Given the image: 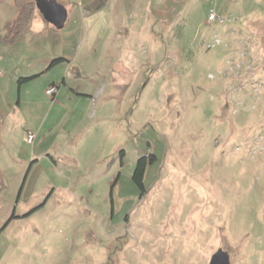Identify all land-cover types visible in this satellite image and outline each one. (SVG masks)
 <instances>
[{
	"label": "rangeland",
	"instance_id": "374dc122",
	"mask_svg": "<svg viewBox=\"0 0 264 264\" xmlns=\"http://www.w3.org/2000/svg\"><path fill=\"white\" fill-rule=\"evenodd\" d=\"M68 4L17 47L0 0V264H264V0Z\"/></svg>",
	"mask_w": 264,
	"mask_h": 264
},
{
	"label": "trees",
	"instance_id": "16d2710c",
	"mask_svg": "<svg viewBox=\"0 0 264 264\" xmlns=\"http://www.w3.org/2000/svg\"><path fill=\"white\" fill-rule=\"evenodd\" d=\"M14 7L16 16L14 20L7 24L5 28V34L1 38L4 43L9 45L14 44L23 32L28 28L30 20L35 12V0H14ZM62 59H53L49 63V68H52L59 64ZM155 157L149 155L148 157H141L136 161L135 168L132 173L133 183L144 190L143 178L148 165L153 164Z\"/></svg>",
	"mask_w": 264,
	"mask_h": 264
},
{
	"label": "crops",
	"instance_id": "0c3cea01",
	"mask_svg": "<svg viewBox=\"0 0 264 264\" xmlns=\"http://www.w3.org/2000/svg\"><path fill=\"white\" fill-rule=\"evenodd\" d=\"M53 1H55L57 4H59V5H61V6H63L64 8H65V10H66V12H67V18H66V21H65V23H64V25H63V27H65V25H67L66 23H68L67 22V19H68V10H70V7H69V4H68V0H53ZM81 2H82V0H81ZM89 4V2H87L86 3V5H88ZM12 6H13V9H14V16L12 17V19H11V21H9V22H7L5 25H4V34H5V28H6V26H7V24H10L13 20H14V18H15V16H16V13H15V7H14V0H12ZM84 10L85 9H83V10H79V8H77V7H74V8H72V13L73 14H78V15H82L83 14V12H84ZM43 23V24H42ZM75 23V22H74ZM73 23V24H74ZM72 24V25H73ZM75 25V24H74ZM84 26H86V24L84 25ZM62 27V28H63ZM85 29V28H84ZM86 30V29H85ZM55 31H58V30H56V28L52 25V24H50V23H48V22H46L43 18H42V16L40 15V13L37 11V10H35V12L33 13V16H32V18H31V20H30V23H29V26H28V28L25 30V32H23L22 34H21V36L17 39V41L14 43V44H12V45H10V46H17V47H22L24 44H25V42L28 40V39H30L33 35L34 36H36V40L38 39V40H41V39H48V37H49V35H57V32H55ZM54 33H56V34H54ZM3 34V35H4ZM70 35V32H69V34H68V36ZM3 37V36H2ZM57 37V36H56ZM61 39H65L63 36L62 37H60ZM99 39H100V37H98ZM4 43V42H3ZM5 45H8L7 43H5ZM67 58V57H66ZM56 59V58H55ZM62 59V63H67V64H70V61H69V58H67V59H64V58H61ZM60 62V63H61ZM46 65H47V63H45ZM45 65V66H46ZM47 69V68H46ZM46 69H41L42 71H45ZM42 71H40V72H42ZM62 84L64 85V81H62ZM51 86H56L57 87V92H56V94H58L59 93V91H60V87L57 85V84H55V83H51L50 85H49V87H51ZM46 94V93H45ZM55 94V95H56ZM54 96V95H53Z\"/></svg>",
	"mask_w": 264,
	"mask_h": 264
},
{
	"label": "water",
	"instance_id": "95a60500",
	"mask_svg": "<svg viewBox=\"0 0 264 264\" xmlns=\"http://www.w3.org/2000/svg\"><path fill=\"white\" fill-rule=\"evenodd\" d=\"M35 8L42 18L56 29L63 27L67 18V12L63 6L53 0H35ZM209 264H229V258L225 252L218 250L211 257Z\"/></svg>",
	"mask_w": 264,
	"mask_h": 264
},
{
	"label": "built area",
	"instance_id": "2783aa9c",
	"mask_svg": "<svg viewBox=\"0 0 264 264\" xmlns=\"http://www.w3.org/2000/svg\"><path fill=\"white\" fill-rule=\"evenodd\" d=\"M215 14L213 12H211L209 14L208 20L209 21H214L215 20ZM221 22V21H220ZM0 75H1V70H0ZM57 92V87L56 86H51L46 90V95L48 96H53L55 95ZM33 139V134L31 132H27V142L30 143Z\"/></svg>",
	"mask_w": 264,
	"mask_h": 264
}]
</instances>
